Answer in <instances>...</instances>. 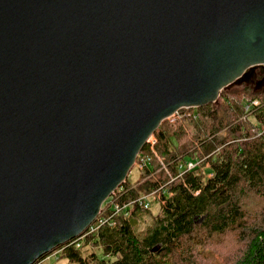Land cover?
Here are the masks:
<instances>
[{"label":"water","instance_id":"1","mask_svg":"<svg viewBox=\"0 0 264 264\" xmlns=\"http://www.w3.org/2000/svg\"><path fill=\"white\" fill-rule=\"evenodd\" d=\"M257 67L264 0H0V264L80 237L165 119Z\"/></svg>","mask_w":264,"mask_h":264},{"label":"trees","instance_id":"2","mask_svg":"<svg viewBox=\"0 0 264 264\" xmlns=\"http://www.w3.org/2000/svg\"><path fill=\"white\" fill-rule=\"evenodd\" d=\"M182 109L180 119L164 120L155 132L170 176L146 144L142 152L155 156L150 165L137 181L128 178L113 192L99 217L110 216L114 199L129 203L127 208L104 223L98 217L94 230L40 259L61 251L77 264H198L206 246L233 234L245 244L234 264H264V89L234 85L193 113ZM187 127L199 146L180 141ZM193 159H202L201 166L180 174L179 165ZM157 190L156 215L152 202L149 208L130 202ZM98 248L107 260L99 259Z\"/></svg>","mask_w":264,"mask_h":264},{"label":"rangeland","instance_id":"3","mask_svg":"<svg viewBox=\"0 0 264 264\" xmlns=\"http://www.w3.org/2000/svg\"><path fill=\"white\" fill-rule=\"evenodd\" d=\"M228 88H231V87H228ZM221 94H222V92H221ZM218 100H219V98H218ZM193 108L194 107L188 108L187 111L190 110V112H192ZM184 110L185 109L180 110L179 111L180 113L178 112V113L174 114V117L169 118V119H171L172 121L174 119H177V118L180 119L183 115L182 112ZM188 113L189 112H187L186 114H188ZM219 133H221V132H218V134ZM187 134L188 135L185 138L181 137L180 141L181 140L186 141L188 146L191 144V142H194L197 146H199L197 143V140H195V138L193 136L192 128L187 127ZM129 175H128L127 179L129 178L132 182H135L140 178V173L137 170V168H135V166L132 168ZM145 178H147V177H144V179ZM159 209H160V205L157 202L153 201L151 211L156 215L159 212ZM144 227H145V224H143L141 226V228H144ZM238 240L239 239H238L237 235L230 234L225 240H223L221 243H218L217 245H214V242H211L210 245L206 246V249L202 255H200V256L197 255L196 258H197V260H199L197 263L198 264H234L235 261L237 260V258L241 255L243 248L245 246L244 243H240V242H238ZM96 252L99 254V259H105V260L108 259L104 255L102 248H98ZM49 256L50 257H48L45 260L44 264H77V263H71L68 259L64 258L61 254V251L53 252Z\"/></svg>","mask_w":264,"mask_h":264},{"label":"built area","instance_id":"4","mask_svg":"<svg viewBox=\"0 0 264 264\" xmlns=\"http://www.w3.org/2000/svg\"><path fill=\"white\" fill-rule=\"evenodd\" d=\"M172 117H174V115L170 116L169 118H172ZM156 143H157V137L155 136V133H154L153 135L150 136V138L148 139L146 144H149V148H150L151 152L156 156L157 160L161 163L162 168L170 176L167 164L165 163L164 159L161 156L158 155V153L156 151V147H155ZM153 156L151 154L143 153L141 151L138 154L137 159L135 161V164H134L135 168H137L138 171L145 170V168H147L150 165ZM201 164H202V159H196V160L193 159V160H189V161L183 162V163H181L179 165L180 174H182L183 172H185L187 170L195 169L199 165L201 166ZM162 188H163V186L161 187V189ZM156 194H158L159 197H160L159 190H157V191L152 192V193H150L148 195H144L143 197H138V198H136V199H134V200H132L130 202H139L140 205L144 206L145 208H149L150 205H151L152 199H153L154 195H156ZM128 204L129 203L119 202V201H117V199L112 200L111 203H110V207H109L110 211H111L110 216H105V215H102L100 217L98 216L99 218L98 217L97 218L99 219V222L100 223H104V222L108 221L110 219V217H112L114 214H116L119 210L127 208ZM92 224L89 227H92V230H94L95 227L92 226ZM82 235L80 237H82ZM48 257H50V256H47V257H45L43 259H40V260L38 259L34 264H44L45 260Z\"/></svg>","mask_w":264,"mask_h":264},{"label":"flooded vegetation","instance_id":"5","mask_svg":"<svg viewBox=\"0 0 264 264\" xmlns=\"http://www.w3.org/2000/svg\"><path fill=\"white\" fill-rule=\"evenodd\" d=\"M256 74H257V80H260L264 77V73L261 71V68H256ZM252 85L253 87L255 86V84H250Z\"/></svg>","mask_w":264,"mask_h":264},{"label":"bare ground","instance_id":"6","mask_svg":"<svg viewBox=\"0 0 264 264\" xmlns=\"http://www.w3.org/2000/svg\"><path fill=\"white\" fill-rule=\"evenodd\" d=\"M178 112H179V111H178ZM178 112H177V113H178Z\"/></svg>","mask_w":264,"mask_h":264}]
</instances>
